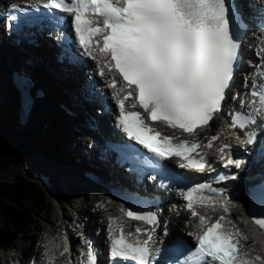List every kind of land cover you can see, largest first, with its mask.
<instances>
[{"label": "snow or ice", "instance_id": "obj_1", "mask_svg": "<svg viewBox=\"0 0 264 264\" xmlns=\"http://www.w3.org/2000/svg\"><path fill=\"white\" fill-rule=\"evenodd\" d=\"M260 2L264 6V0ZM42 6L50 14L62 13L59 22L71 18L75 43L82 55L95 62V70L101 78L105 77V68L109 73L118 72L122 82L112 77L104 83L111 90L110 99L117 109L116 127L129 141L140 146V149L132 145L117 147L122 160L132 165V171L159 169L164 161L173 157L183 161L178 165L180 168L200 172L210 168L206 155L199 149L212 148L211 140L219 136L201 145L164 135L148 121L163 122L168 128L195 135L197 129L209 126L222 111L240 64V50L247 30L239 10L228 0H47ZM18 7L11 5L14 10ZM257 71L264 76V69ZM251 94L264 100V92ZM129 100L133 102L126 107L125 102ZM137 107L143 113L136 111ZM229 116V126L233 129L243 130L256 123L243 112H230ZM237 140L252 145L256 143V134L247 133L244 139L237 136ZM232 147L224 144L218 149L222 161L225 149ZM244 163L229 156L223 166L240 168ZM229 178L237 177L221 174L217 180ZM180 195L193 217L199 215L195 204H214L221 197L228 211L227 189L213 187L211 183L189 186ZM250 196L260 202L264 211V185L250 191ZM141 203L130 200L129 207H122L121 211L128 219L142 221L149 228L134 226L133 231L126 233L120 225L117 235V229L113 228L116 221L110 218L107 240L111 264H159L161 249L153 247L159 243L155 238L159 217L156 212L143 210ZM199 221L201 230L187 233L195 246L175 264H250L242 258L246 253H242L240 246V239L246 237L237 229L224 231V216L215 222L200 216ZM253 221L264 230V218L253 217ZM139 235L146 239H139ZM87 243L85 264H98L91 242ZM48 264H52L51 260Z\"/></svg>", "mask_w": 264, "mask_h": 264}, {"label": "bare ground", "instance_id": "obj_2", "mask_svg": "<svg viewBox=\"0 0 264 264\" xmlns=\"http://www.w3.org/2000/svg\"><path fill=\"white\" fill-rule=\"evenodd\" d=\"M8 1L12 0H0V5L7 3ZM251 2L255 3V5L262 6L260 0H251ZM264 8V6H262ZM36 37V44H30L28 40L22 41L20 44H11L8 42H3V45L0 44V76L4 80H2L4 83V86L9 87V83L5 77V74H3V70L6 69L7 66H11L14 60L17 59L22 64L24 68H27L28 71L33 76L36 87H43L46 91V94L42 98L35 99V105L33 107L32 112L29 115V120L26 124L23 126L25 127H31L29 124H33V126L38 127L41 130V133H45L47 129L53 128L55 125L50 121L48 112L50 109H55L57 113H62V115H68L66 119L67 121L72 124V127L79 128L82 132L77 131L79 134L77 138H79V141L75 140V138L70 136V141L65 146V154H69L70 156L65 157L62 159H51L49 162H46V157L42 153L43 151H39L38 155H33L27 158L25 161L21 162V167L19 171L12 170L5 178V180L8 183H5L6 185H10V183L14 182L18 178H25L27 173L34 171H43L45 170L47 172V175L49 176V182L50 187L52 190L55 191V193L60 192L63 190L62 185L64 182L72 183L76 186L84 185L86 183L92 184L93 187L96 186L98 189V186L103 183L104 187H114L119 188L120 187V180L121 178V171L118 170L117 167H115L112 163V160L110 159V156H106L104 158L106 162H100L98 159V152L93 150H90L88 146H83L81 143L82 139L87 141L88 136H86L85 132L89 131V128H86L84 125H79L81 121V117H85L87 119H90V115L93 117H96L98 119V125L102 129L105 134H107L110 130L111 122H112V116L111 113H108L105 116L98 117V112L96 111V108L93 107L91 103H89L88 107L86 108L82 101L83 98L79 95L78 92L82 91L84 93V96L86 97L88 95V83L86 79L90 76L91 80L93 82H97L98 85H100V88L104 87V82L107 80L106 74L104 78H101L100 76H97L93 71L88 72L84 74L82 67H68L67 71L62 70V65L58 63L54 58H52L55 55V45L54 42L50 38L42 39L41 37L35 35ZM2 38V31H0V39ZM84 64H89V67L91 69H95V62L94 61H88L86 59H83ZM3 69V70H2ZM72 69V70H71ZM106 73V72H105ZM87 89V90H86ZM106 89V93L108 95V98L110 99V89ZM101 90L99 91L100 94ZM6 93V92H5ZM53 94V98L49 99L48 95ZM6 98L8 97L7 94H5ZM14 98V94L12 93V96ZM9 98V97H8ZM68 103V107H70L72 110L77 112L76 115H69L63 107H61V103L66 104ZM98 108V106H97ZM49 109V110H48ZM74 117V120L72 118ZM71 119V120H70ZM86 121V120H85ZM69 123V125H70ZM86 123V122H84ZM13 129L16 131H22L23 129L19 128L20 123H18L17 118L14 119L12 122ZM77 126H73V125ZM217 127L219 128V131H215L214 133H211L210 138H212L214 135L219 136V139L221 142L224 143H231L233 145L232 135L226 130L225 127H221L218 125V122L216 123ZM68 125V126H69ZM71 126V125H70ZM67 129V127H66ZM64 130V128H63ZM214 130V129H213ZM199 137H202V133H199ZM66 142V141H65ZM220 142L215 143V147L207 150L208 153L214 155V154H220L218 152V149L220 148ZM228 151L225 150L224 154H226ZM210 156L211 159H213V156ZM221 155V154H220ZM238 156V154H236ZM62 161V162H61ZM257 169L254 170L256 172ZM89 171L92 172L97 176L98 179H89V177L84 175V172ZM20 172V173H19ZM248 177L246 176V179L249 177H252L254 174L251 172L249 173ZM32 177V176H31ZM35 180H37L36 177H34ZM32 178V179H34ZM128 181V178L125 179ZM92 181V182H91ZM242 187L246 188L247 183L242 181L241 182ZM6 188V187H5ZM174 198L177 200V209L173 212H170V209H168V212L173 213V232H177L178 229L182 230V228H186L187 230H192L196 223V218L191 215V212L187 210L185 204L186 202L184 199L178 195L177 193H171ZM94 195L97 196V200L101 199L104 203L103 208H101V205H92L95 209L91 210L84 205L78 206V203L75 202V204H71V208L76 209L77 212H79L77 215V218H74L71 216V213H68V207L67 209L63 207V204L60 205L62 207V210L60 212H56L53 218H49L48 221L52 223V226H44V229L39 232L38 236L41 238L45 237L44 239V246L42 243L37 246L33 245L31 242V238L27 237L25 241H23L20 245L16 244V246H12L7 248L5 251H11L16 250L14 253H6L4 258L6 259L5 262L9 263V257L12 255H19L21 253V250H23V256L21 264H26V255L29 252H33L34 255L31 258V264H48V262L51 260L52 264H61L62 263V251L65 248V241L62 239L63 232L62 230L65 229L69 233V238L73 243L76 245H81V234H77L79 230H75L77 228V223H82V220L84 219V216L81 215L82 213H87L90 215V220L84 221V231L87 232V234L96 235L95 231H92L94 227H96V230H100V234L98 235L99 240L101 243L105 242L106 234H107V226L110 222V218L114 219V217H105V213H109V211H113L117 214V205L115 203H109L106 202L105 196L102 192L94 191ZM63 199V198H62ZM73 202V201H72ZM236 205H231L233 210L231 211V218H230V224L233 226L232 229H237L242 234L240 242L242 245H245V248H248L249 246L253 245L254 243H258V249L252 251L250 253L252 259L254 258L252 255L255 254L257 257L261 256L262 260L259 264H264V237H261L256 230H254L253 227L250 225H246L245 223V215H244V209L243 204L241 202H234ZM220 214H224L223 216L226 218L229 214L226 213L225 209L219 210ZM98 216V217H97ZM221 216V215H220ZM103 217V218H102ZM105 217V218H104ZM214 217H217V214H214ZM80 219H82L80 221ZM87 220V219H86ZM61 225L57 230H50L48 231L46 228H51L55 225ZM70 225V226H69ZM72 225V226H71ZM115 224H113L114 227ZM74 227V228H73ZM48 233L45 236V232ZM76 231V232H75ZM183 232V231H182ZM253 236H252V235ZM256 237H255V236ZM41 238V239H42ZM28 246V247H26ZM24 247V248H23ZM25 250V251H24ZM13 259V258H12ZM14 261V260H13ZM263 262V263H262ZM10 264V263H9Z\"/></svg>", "mask_w": 264, "mask_h": 264}, {"label": "rangeland", "instance_id": "obj_3", "mask_svg": "<svg viewBox=\"0 0 264 264\" xmlns=\"http://www.w3.org/2000/svg\"><path fill=\"white\" fill-rule=\"evenodd\" d=\"M54 57L55 55L52 58ZM2 80L3 79L0 76V184H5L8 183L5 178L12 170L19 171L21 162L25 161L30 156L38 155L39 151H43L42 153L46 157V162H49V160L53 158L57 160L58 158L63 160V158L70 156L69 154H65V146L66 143L68 145L70 136L79 141V138H77L79 134L76 131L79 130V128L76 129V127H72L70 121H67L68 119H63V117L67 118L68 115L66 116L62 115V113H57L55 109H48L49 112L47 115H49L48 117L50 121L52 120L55 125L53 128L47 129L45 133H41V130L36 126H33V124H29V126H31L30 128L19 125V128L23 130L20 132H15L12 124L15 119V111L12 103L13 97H11L12 93L9 91L8 86H4V83H2L4 80ZM5 94H7L9 98H6ZM48 97L49 99L53 98V94L49 93ZM66 104L68 105L67 102ZM72 119L74 120V117ZM69 123L71 126L69 125ZM73 126L77 125L75 124ZM81 143L83 144V146H85L86 140L82 139ZM27 181H31L32 183H34V185L39 187L41 191H43L45 196L44 201L46 202V204H48V207L40 208L32 207L31 205H25V213L29 216L30 223L23 233H15L9 239L2 240V244H0V264H13L12 255L9 257V263L5 262L6 259L4 258V256H7V254L5 253L3 248H5L6 250L9 247L16 246V244L20 245L23 241H25L27 237L31 238V242L33 245L37 246L39 245V243H42V245L44 246L45 237H41V239L38 234L42 229H44V226H52V223H50L48 219L53 218L56 212H60L62 210V207H60L61 204H63L64 209L70 207V209L67 210L68 213L76 214V218L79 212H77L76 209L74 210V208H71L70 203L75 204L76 202L78 203V206L81 204L80 206L84 205L91 210L95 209L92 205L98 204L101 205V208H103L104 206L103 201L101 199L97 200V196L94 195V191H98L97 187H93L92 184L88 183H86L85 186H76L72 183L64 182L62 185L63 190L55 193V191L51 188L49 190V188L42 186L41 183L37 180L32 179V177L27 173L25 178H18L14 182L10 183V185L25 183ZM2 197L3 196L0 194V205L3 200ZM108 201L109 199H107L106 202ZM104 213L106 214L105 217L109 215L105 211L103 212V214ZM81 215H83L85 219H80V221H83L81 225H83L84 221L88 222L90 220L89 214L82 213ZM60 226L61 225L58 226L57 224L51 228L46 229L48 231L57 230ZM48 231L44 233L45 236ZM92 231L96 232V227H94ZM65 232H67V230L63 229V235H66ZM255 249H258V243H254L253 245L249 246L247 248V252L251 253ZM23 253V250H21L22 256L24 255ZM33 255V252L27 253L25 258V262H27L26 264H31V258L33 257Z\"/></svg>", "mask_w": 264, "mask_h": 264}, {"label": "trees", "instance_id": "obj_4", "mask_svg": "<svg viewBox=\"0 0 264 264\" xmlns=\"http://www.w3.org/2000/svg\"><path fill=\"white\" fill-rule=\"evenodd\" d=\"M63 119L66 120L64 117ZM0 194L3 196L0 205V244H2V240L9 239L15 233L21 234L28 227L30 221L25 213V205L45 208L48 204L44 201L43 191L31 181L9 186L2 183Z\"/></svg>", "mask_w": 264, "mask_h": 264}]
</instances>
